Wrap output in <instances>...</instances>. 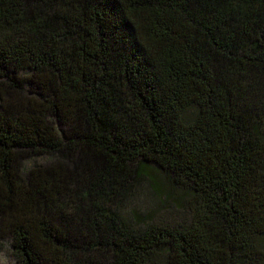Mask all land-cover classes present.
Segmentation results:
<instances>
[{
    "label": "trees",
    "instance_id": "trees-1",
    "mask_svg": "<svg viewBox=\"0 0 264 264\" xmlns=\"http://www.w3.org/2000/svg\"><path fill=\"white\" fill-rule=\"evenodd\" d=\"M0 79L18 264H264V0H0ZM152 170L186 222L121 213Z\"/></svg>",
    "mask_w": 264,
    "mask_h": 264
},
{
    "label": "rangeland",
    "instance_id": "rangeland-1",
    "mask_svg": "<svg viewBox=\"0 0 264 264\" xmlns=\"http://www.w3.org/2000/svg\"><path fill=\"white\" fill-rule=\"evenodd\" d=\"M5 86L6 85L3 83V80L0 79L1 96L4 95ZM25 86H27V84L22 83L21 87L25 88ZM10 107L11 109L13 108V106ZM43 161L44 159L42 158H38L34 161L28 160L22 165V169L25 171L33 164V162L41 163ZM150 174L154 179L159 192H157V190L156 192L152 190L151 187L147 185L148 183L145 180L141 181L135 185L132 193L120 200L121 213L123 215H127L130 212H134L138 215L148 213L146 216L148 221L152 220L159 225H177L186 222L189 217L187 206L190 198L188 194L183 190L175 188L171 179L165 175L157 173V171L154 170L150 171ZM160 194L161 197L168 194L172 200L168 204H162L163 198H159ZM117 203H119V201L115 202V204ZM4 231V225L0 223V264H18L13 250L9 246V242L4 235Z\"/></svg>",
    "mask_w": 264,
    "mask_h": 264
}]
</instances>
